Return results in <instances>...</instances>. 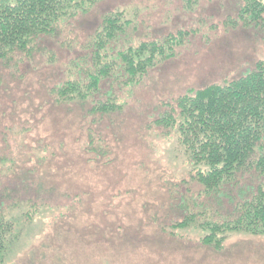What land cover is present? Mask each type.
I'll use <instances>...</instances> for the list:
<instances>
[{
	"label": "rangeland",
	"instance_id": "rangeland-1",
	"mask_svg": "<svg viewBox=\"0 0 264 264\" xmlns=\"http://www.w3.org/2000/svg\"><path fill=\"white\" fill-rule=\"evenodd\" d=\"M245 1L95 0L30 55L0 59V214L14 234L3 264H264V232L231 230L215 247L197 225H172L188 208L221 218L231 204L202 191L175 131L154 122L187 88L264 58V14L247 23ZM114 9L131 19L115 46L180 29L183 40L137 83L108 79L59 103L54 87L87 63V39ZM109 96L121 106L90 109Z\"/></svg>",
	"mask_w": 264,
	"mask_h": 264
},
{
	"label": "trees",
	"instance_id": "trees-1",
	"mask_svg": "<svg viewBox=\"0 0 264 264\" xmlns=\"http://www.w3.org/2000/svg\"><path fill=\"white\" fill-rule=\"evenodd\" d=\"M94 1L0 0V59L15 51L30 55L39 36L55 34L63 21L87 11ZM240 12L247 13V23H258L264 0H246ZM130 24L120 9L102 14L87 39V63L54 87L59 103L84 102L108 79L137 83L157 59L174 53L186 32L115 46ZM110 97L94 100L90 109L100 114L116 110L121 104ZM154 122L175 131L202 191L218 200L227 197L231 204L221 218L211 216L204 204L200 210L188 208L172 225H197L204 230L200 241L215 247L223 245L231 230L264 232V58L238 77L187 88ZM12 226L0 214V264L14 238Z\"/></svg>",
	"mask_w": 264,
	"mask_h": 264
}]
</instances>
